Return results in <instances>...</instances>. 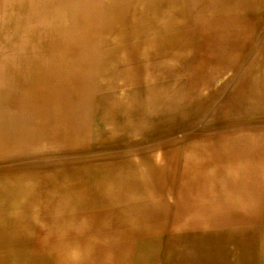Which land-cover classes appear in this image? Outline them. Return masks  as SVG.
<instances>
[{"label":"rangeland","instance_id":"374dc122","mask_svg":"<svg viewBox=\"0 0 264 264\" xmlns=\"http://www.w3.org/2000/svg\"><path fill=\"white\" fill-rule=\"evenodd\" d=\"M113 1L11 0L10 2V0H0V28H2L0 29V124L2 123L0 126H3V128L0 127V135L4 138L1 140L0 136V163L4 164L12 159L45 158L47 155L57 159H62L58 158L60 156L70 158L78 149H81V145L77 144L81 141L79 140L75 143L77 144L75 147L79 148H71V144L68 146L66 143L64 150H52L50 145L56 143L58 146L61 141L55 142L54 138L48 136L44 137L46 139L40 138L41 141L36 143L31 139L28 142L29 145L25 144V150L20 153L9 146L11 138L18 139L24 132L32 135L31 132L37 126L34 116L31 115L33 111L29 113L18 111V106L24 103L19 90L32 89L34 67L41 69L43 65H47L51 56L50 51L56 48V53L52 54L58 56L59 53H63V48L68 49L71 55L79 56L91 65L88 75L77 77L75 80L77 86L73 88L76 91L73 93L69 90L64 94L70 112L69 119H75L78 126L87 132L95 130V125L101 121L99 110L106 104L102 103L100 96L108 92L115 93L117 105H121L120 99L127 98L134 89H143L144 85L149 84L133 79L134 75L143 73L135 71L133 60L125 61L128 53L135 54L132 53V48L138 42L141 45L142 40L150 38L167 43L170 42L167 36L181 33L187 38L174 42L180 48L182 47L180 55H177L178 61L168 59L167 63L165 60L167 67L164 74L152 81L154 84L169 87L164 98L151 102L140 111L133 105L125 108L129 112L117 106L119 107L117 108V134L110 141L104 139L99 141L96 136L94 137V140L99 141L98 145L102 150L115 152L117 160L123 159L132 166H139L141 176L144 177L149 172V191L155 198L151 217L146 221L147 223H140V228L145 227L149 234H143L141 230L140 233L144 236L137 235L133 239L131 236H125L121 229L117 231V236L120 238L124 236V239L117 240L122 244H129L127 250L131 255L136 249L139 253L142 251L149 264H169L171 255L168 248L182 239L198 236L218 242L229 239L227 237L231 236L234 243L243 244L244 249L253 253L257 264H264V185L254 186L255 189L248 187L244 191L248 200L252 196L251 200L256 201L254 209L250 211L227 205L210 209L199 201L203 194L210 193L218 184H223L228 192L232 191V186L225 181L229 179L227 171L207 176V166H201L207 163L209 152H220L218 156L224 159L225 147L229 143L233 141L245 143L251 135L264 131V119H262L264 118V12L253 5V7L247 5L249 1L228 0L226 6H219V8L212 6L213 10L209 11L207 17H200V8L196 0H183L184 9L181 11L184 16H188L184 28L181 26L180 30L152 33L148 38H139L140 35L135 38H123L121 41L110 39L109 43L107 38L111 37V34L107 38L105 34L106 12ZM91 9H97L98 14L90 22ZM88 23L93 30V36L90 39L92 42L83 44L84 40L80 38L87 37L85 29ZM78 35H80L79 39ZM18 39L21 41L20 44ZM53 45H55L54 48L51 47ZM173 46L179 48L176 45ZM12 50L14 51L11 52ZM108 53L112 55L107 56ZM57 72L62 73L61 70ZM63 83L64 80H61L57 87L61 93L66 90ZM181 88L182 91H180ZM39 101L41 103H34L32 106L43 111L42 107H46L44 104L46 101L40 98ZM104 127L108 129V126ZM143 139L144 141H140ZM143 146L147 149L145 150ZM93 147L94 145L91 146ZM83 152L93 151L86 149ZM243 160L245 161V157L240 156L239 163ZM223 217L224 219H221ZM133 243L135 246H140L132 250ZM179 255L181 258L180 253ZM184 256L188 264H204L199 262L202 256L199 250L185 252Z\"/></svg>","mask_w":264,"mask_h":264},{"label":"bare ground","instance_id":"6f19581e","mask_svg":"<svg viewBox=\"0 0 264 264\" xmlns=\"http://www.w3.org/2000/svg\"><path fill=\"white\" fill-rule=\"evenodd\" d=\"M90 1L91 0H87V2ZM227 1L228 0H196L197 6L200 8V17H207L210 13L209 11L213 10L212 6H214V8L226 6ZM246 1H249L247 5H250V7L255 6L264 12V0ZM182 2L183 0H114L113 3L108 6L110 9L106 12V38L111 34V37L107 38L108 42L110 39L121 41L123 38H135L140 35L139 38H148L151 37L150 35L152 33L160 34V32L163 31L180 30L179 27L181 26L184 28L187 24L188 16L186 17L182 14L181 9H184ZM19 4L21 3L19 2ZM51 4L55 7L53 2H51ZM233 6L234 3L232 4V7ZM41 10L42 9H40V11ZM6 11L8 12V10ZM195 13L197 14V12ZM236 13L238 14V12ZM97 14V9H91L89 11L90 22L97 17ZM91 28L92 27L88 23L85 29L87 37L80 38V40H84L83 44L85 42H92L90 41L93 36V30ZM49 30L51 31V29ZM22 33L24 34L25 32L23 31ZM174 36H167L170 39V42L167 43L160 42L158 39H145L142 40L141 45L138 42V44L132 48V53L135 54L129 55L128 53L125 56L127 59L124 60H133L134 66L136 67L135 71L143 73L137 76L134 75L133 79L145 81L149 84L145 83L148 85H144L143 89H134L127 98L120 99L119 101L122 102L120 103L121 105H117V94L115 93L108 92L100 96L99 99L102 103L106 104L99 110L101 121L95 125V130L93 129L87 132L84 131L85 129L83 130L81 126H78L75 119H69L68 115L70 112L64 94L69 90L73 93L76 91V89L73 88L77 86L75 80L77 77H85L89 74V70L91 69L90 63L79 56L71 55L69 50L65 48H63V53H59L58 56H55L52 54L56 53L55 48L50 51L51 56L50 60L47 59V65H43L41 69L39 67H34L32 89L30 91L19 90L22 93L21 95L24 99V103L18 106V111H23L24 113L33 111L31 115L34 116L37 126L35 129L32 128V135L24 132L18 139L11 138L10 148L20 153L25 150V144L27 145L31 139L36 143L41 141L39 140L40 138L48 136L52 137V139L54 138L55 140L53 141L55 142L61 141L58 146L56 143H50V148L52 150H64L66 143H68V146L71 144V148H79L75 147L79 144L81 145V149H78L70 158L60 156L58 158L62 159H57L53 158L52 155H47L45 158L9 159L10 161L7 163H0V264L150 263L144 258L142 251L139 253V250L136 249L134 254L131 255L127 250L129 244H122V242L117 240L124 239V236L122 238L117 236V231L121 229L124 231L123 234L125 236H131L133 239L136 238L137 235L144 236L143 234H149L148 230L144 229L145 227L140 228V223H147L146 221L151 217V212L154 210L153 204L155 203V198L151 194V191H149V172H147V175H144V177L141 176L138 170L139 166H132L123 159L117 160V154L115 152L102 150L98 142L102 139L110 141L113 139V136L117 134V108L119 109L117 106L125 110V108L133 105L140 111L151 102L162 100L164 94L168 93L169 87L167 85L154 84L152 81L164 74L165 68L167 67L165 60L167 63L168 59L170 61H178L177 55H180L182 47L180 48V46L174 44V42H178L176 41L178 39H185L187 36L181 33H177ZM79 37L80 35H78L77 38L79 39ZM213 38L215 39V37ZM20 42L21 41H19V44ZM27 44L29 43L27 42ZM173 45L179 48H175ZM54 46L55 45L51 47L54 48ZM130 50L131 49H129V51ZM13 51L14 50L11 52ZM32 52H34V49ZM111 55L112 53L107 54V56ZM34 57L36 58L35 55ZM138 67L139 70H137ZM57 70H61L62 73L57 72ZM61 80H64L63 84L66 89L64 93H61L59 89H57ZM19 87L20 86H18V88ZM180 91H182V88ZM39 98L46 101L44 103L46 107H42L43 111H39V109L33 108L32 106L34 103L37 104L40 102ZM129 102L131 103L128 104ZM125 112H129V110H125ZM228 113L229 112H227V114ZM216 119H218V117ZM71 122H75L73 126ZM48 126L50 127L46 129ZM104 126H108V129ZM0 127L3 128V126ZM6 133L4 134L7 137L8 134L6 135ZM0 136L1 140L4 139L2 135ZM95 136L99 141L97 139L94 140ZM8 137L10 138L9 135ZM249 138L250 139H248L247 142L245 141V143H238L236 141L229 143L225 147L224 159L218 156L220 152H209L207 163L201 165L207 166V176L216 172L227 171L229 179H225V181L232 186V191L228 192L223 184H218L210 193L203 194L199 198V201L207 208L214 209L221 205H227L250 211L254 207L256 201L251 200L253 199L252 196L248 200L244 191L248 187L250 189H255L253 188L254 186L264 185V131L260 133L257 132V134L251 135ZM144 139L140 141H144ZM79 140L81 141L77 143ZM131 140L132 139H130V141ZM86 143H88V145ZM92 145H94L93 148H91ZM3 146L5 147V144H3ZM51 149H47V151H51ZM86 149L93 151L91 152L92 154L84 153L83 151H86ZM240 156L245 157V161L243 160L242 163H239ZM17 157H19V155ZM248 214L249 213H247V215ZM221 219H224V217ZM242 219H244V217ZM141 230L143 234L140 233ZM227 238L229 239L218 242L213 239L211 241L205 240L198 236L195 238L190 237L182 239L180 242L174 243V245L171 244V248H168L171 255L169 256V264H181V262L182 264H188L184 254L191 250H199V253L202 254L199 258V262H203L204 264H257L253 253L244 249L243 244L234 243L231 236ZM139 246L140 245L135 246L134 243L131 244L132 250ZM139 249L142 250L141 248ZM179 253L181 254L182 260Z\"/></svg>","mask_w":264,"mask_h":264}]
</instances>
